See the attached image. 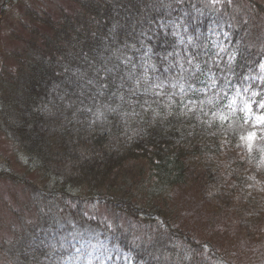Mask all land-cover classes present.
<instances>
[{
  "label": "trees",
  "instance_id": "16d2710c",
  "mask_svg": "<svg viewBox=\"0 0 264 264\" xmlns=\"http://www.w3.org/2000/svg\"><path fill=\"white\" fill-rule=\"evenodd\" d=\"M72 1L75 9L64 11L57 25L50 23L53 36L40 50L28 57L3 55L16 62L2 70L8 81L0 96V132L29 156V171L38 166L35 189L51 184L61 192L45 195L49 204L55 197L70 206L84 204L72 194H96L125 216L162 220L167 227L152 247L133 244L140 254L127 241L120 243L138 261L213 264L216 250L200 258L196 242L209 236L228 246L226 233L216 237L209 231L241 191L250 190L245 169L264 157V40L253 48L249 27L229 16L236 43L218 53L224 45L221 23L212 15L222 13L203 0ZM34 12L26 13L31 22L44 16L42 8ZM1 14L8 17V6ZM14 19L21 22L20 16ZM24 29L32 26L25 23ZM234 99L236 105L248 103L261 123H247L244 130L245 114ZM252 132L247 145L244 138ZM222 153L234 158L224 174ZM193 204L204 217L195 226L184 215ZM37 223L34 235L47 224ZM17 238L0 239V258L38 263L40 257L32 260L38 246L22 231ZM230 250L218 253L226 258Z\"/></svg>",
  "mask_w": 264,
  "mask_h": 264
},
{
  "label": "rangeland",
  "instance_id": "374dc122",
  "mask_svg": "<svg viewBox=\"0 0 264 264\" xmlns=\"http://www.w3.org/2000/svg\"><path fill=\"white\" fill-rule=\"evenodd\" d=\"M1 1V0H0ZM49 1V6L52 12L56 11V7L61 6V2L59 0H46ZM213 1V0H211ZM220 2H228L235 11L239 13L248 14L251 16L250 20L247 23L250 27L247 29L251 38L249 43L252 44L253 48L258 46L259 41L264 40V13L259 10V6L264 9V0H251L252 5H250L246 0H219ZM48 8V6H47ZM22 8L17 6V10H21ZM49 11V9H48ZM14 21L11 22L13 26ZM8 23V26H11ZM15 30L9 31V29H1L2 36L1 40L3 41L4 47L8 50V47H22L24 45V30L21 25L15 26ZM19 43V44H18ZM3 64V61L0 60V65ZM264 74V68L262 69ZM133 96V94L131 95ZM245 96L240 95V99H244ZM236 103V100L233 101ZM138 101H134L135 105H138ZM241 104V103H240ZM238 104V105H240ZM236 105V106H238ZM231 108H234V105H231ZM243 113L245 114V129L248 128V124L251 122L252 113L249 106L245 105L242 107ZM1 117V116H0ZM233 121V124L236 123ZM257 123V122H256ZM231 124V128L233 126ZM253 133H250L249 136L244 138L245 144H250L254 137ZM12 153L9 151L7 145L3 143L0 139V160L5 159L7 162L6 166L8 169L13 171L14 173H19L17 170L15 160H11ZM234 161V158L229 153H222L221 164H220V174H224L229 167V164ZM234 163V162H233ZM2 165L0 164V168ZM1 171V170H0ZM246 173L251 177L252 181L249 184L250 190L241 191V195L237 198V202L234 207L231 209L228 208V212H226L220 222H217L215 226L212 227V233H215L216 237H220L223 233L225 235V243L228 245H232L231 252L233 254L224 258L218 253V251H222L225 253L228 248L223 245V242H216L214 239H205L201 240L200 244L209 245L214 250H216L217 256H213L210 261L213 264H232L234 257L247 256L245 258V263L243 264H264V250L261 242H264V158L260 162L258 166H250L248 165L245 169ZM82 194V193H79ZM36 192L33 190L24 189L22 186H18L12 183V181L4 179L0 177V239L1 238H12L14 235L17 238L21 234L29 237L32 235V229L36 225H40L37 223L38 218L36 219L35 212L33 207L36 206V201L34 198L36 197ZM214 196L210 197V201L214 199ZM252 198L256 201V203L260 204V211H255L254 201H248L247 199ZM46 200L45 198L40 199L39 201ZM51 203H53L51 201ZM214 202H211L212 206ZM43 204V203H42ZM41 204V206H43ZM56 209H61L62 206H58ZM54 205V204H53ZM53 205H51L53 207ZM78 206V204L73 203L74 206ZM199 204H193L190 207V212L184 213L185 218L188 219V222H194V226L198 223L201 224L204 221V217L198 212ZM50 208L48 206H44V211H48ZM56 209L53 211V214L56 216L55 219L57 221L56 226L48 229V231L55 235V232H58L57 239L53 243L61 244V246L65 248V245L69 241L70 252L67 256V264H98V262L102 261L100 264H107L108 261L105 260L107 256H104V250L108 251V256H111L112 251H117V249L109 242V239L101 238L102 232L101 227L98 224H95L94 221L90 218H86L83 222L74 221L75 217L70 213L63 214L61 211ZM90 212L88 214H95L99 216L101 219L110 221L108 225H104L106 227L118 226L123 231H130L129 236L131 237V241H137L144 247L152 242V240H158L159 231H164L163 227H160L159 222L157 223H143L137 221L133 218L128 219L119 216L116 221L113 223L111 216L109 215V209L103 205L98 203H93L89 209ZM207 212L206 210H204ZM202 211V212H204ZM57 212V213H56ZM255 212L262 214L260 217ZM35 222V223H33ZM248 228H245L247 227ZM197 228V227H195ZM241 228H243V242L233 240V243H227V236L233 233L241 232ZM61 230L63 232H61ZM199 230V228L197 229ZM165 232V231H164ZM165 238L166 233L162 234ZM46 240H43V244L49 245L52 241L50 237H45ZM1 241V240H0ZM3 242V240H2ZM2 242L0 245H2ZM36 242V241H34ZM56 245V244H54ZM57 246V245H56ZM114 247V249H113ZM208 249H205L207 252ZM203 256V254H202ZM234 256V257H233ZM118 257L115 260V264L118 262ZM247 262V263H246ZM120 264H132L127 257H124L123 260L120 261Z\"/></svg>",
  "mask_w": 264,
  "mask_h": 264
},
{
  "label": "snow or ice",
  "instance_id": "6c2138e0",
  "mask_svg": "<svg viewBox=\"0 0 264 264\" xmlns=\"http://www.w3.org/2000/svg\"><path fill=\"white\" fill-rule=\"evenodd\" d=\"M159 86V85H158Z\"/></svg>",
  "mask_w": 264,
  "mask_h": 264
}]
</instances>
